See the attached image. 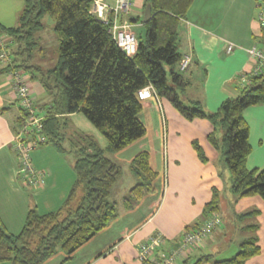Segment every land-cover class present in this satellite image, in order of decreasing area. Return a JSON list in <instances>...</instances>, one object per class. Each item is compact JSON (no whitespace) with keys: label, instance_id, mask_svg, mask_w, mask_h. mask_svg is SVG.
I'll return each mask as SVG.
<instances>
[{"label":"trees","instance_id":"obj_1","mask_svg":"<svg viewBox=\"0 0 264 264\" xmlns=\"http://www.w3.org/2000/svg\"><path fill=\"white\" fill-rule=\"evenodd\" d=\"M21 1L15 25L0 24V35L10 41L5 46L10 67L36 80L49 98L41 122L44 144L72 158L75 180L57 210L46 214L28 210L18 234L8 233L0 224V264H43L59 252L65 255L63 262L67 261L116 216L117 206L109 195L120 168L106 154L117 153L144 135L138 120L139 92L148 87L186 120H208L212 126L208 141L219 151L228 170L231 193L237 199L258 196L264 201V169L246 167L251 147L242 115L246 108L264 104V71L240 76L238 94L224 100L214 112H206L197 101L189 106L181 101L190 80L178 71L182 58L179 30L194 0H144L143 11L150 6V19L147 23L142 20L145 36L136 37L138 47L132 57L125 56L112 42L107 26L89 14L90 0ZM256 3L264 8V0ZM44 16L53 20L57 41V56L51 66L52 57L38 44ZM10 67L0 68V74ZM19 111L16 134L25 118V113ZM79 113L95 134L70 125L68 116ZM96 131L104 139V147ZM193 147L203 160L199 146L194 143ZM129 170L135 183L122 198L125 209L151 193L157 178L147 152L136 154ZM218 209V194L214 192L204 207L202 221L186 228L198 227ZM257 215L253 210L237 219ZM245 230L255 233L257 224ZM259 251L257 237L251 236L240 243L233 256L215 264H243ZM202 260L211 257H201L197 264Z\"/></svg>","mask_w":264,"mask_h":264},{"label":"crops","instance_id":"obj_2","mask_svg":"<svg viewBox=\"0 0 264 264\" xmlns=\"http://www.w3.org/2000/svg\"><path fill=\"white\" fill-rule=\"evenodd\" d=\"M143 2L133 0L129 14L123 18L131 22V19L143 16ZM19 8L22 9L21 0H0V24L11 27L12 19L21 11L17 12ZM256 14V0L193 1L179 30V52L190 57L185 72L190 86L181 95L183 104L189 106L190 102L197 101L206 112H214L224 100L238 94L239 77L252 71L253 62L246 50L258 40ZM6 42L10 43L8 39ZM227 43L235 47L229 54L225 53ZM0 68H3L1 63ZM29 87L36 113L43 117L49 98L36 80L29 78ZM149 93L150 97L141 100L138 119L155 127L159 140L157 155L151 158L148 153L149 165L154 166L153 171L157 173L152 192L132 208L125 209L122 198L133 186L132 182L124 189L120 202L114 201L117 214L104 229L79 247L69 260L63 262L65 255L59 252L43 264H139L136 260L139 244L149 236L159 234L164 242L162 250L168 251L185 227H193L202 221L204 207L214 192L218 194L216 214L220 226L202 248L177 259L174 264H197L205 256H210L211 260H202L198 264H215L233 256L240 243L251 236L257 237L260 251L243 264H264V201L258 196L237 199L231 193L228 170L219 151L208 141L212 132L208 120H186L150 88ZM20 115L6 75L1 73L0 224L12 235L21 230L28 210L35 209L39 214L57 210L75 180L72 158L44 144L30 154L34 169L43 173V184L37 187L23 185L13 150L16 120ZM242 115L249 129L251 147L246 167L249 170L264 169V104L248 107ZM68 120L73 128L80 123L84 132L95 134L78 114L68 116ZM163 125L167 128L165 152L159 137ZM142 137L122 149L121 159L127 158L123 160L129 164L134 152L143 149ZM194 143L199 146L203 160L197 155ZM253 210L258 212L255 218L237 219ZM252 224H257L255 233L245 230Z\"/></svg>","mask_w":264,"mask_h":264},{"label":"built area","instance_id":"obj_3","mask_svg":"<svg viewBox=\"0 0 264 264\" xmlns=\"http://www.w3.org/2000/svg\"><path fill=\"white\" fill-rule=\"evenodd\" d=\"M132 5L133 0H90L89 7V14L107 26L112 42L127 57L134 56L138 47L137 38L132 31L134 25L123 18L129 14ZM255 21L259 34L257 42L246 50L249 59L253 62L252 71L248 77L259 75L264 71V8L262 6L257 7ZM5 46L6 41L0 35V63L3 67H10L11 59ZM234 48L233 44L227 43L225 53H231ZM189 65L190 57L182 56L178 71L186 72ZM5 75L19 110L25 113L24 123L18 130L13 145L18 162V177L23 185L37 187L43 184V173L33 168L29 154L45 143L41 133L42 117L36 113L28 75L21 69L11 67ZM243 80L246 79L243 78ZM150 96L149 88L139 92L140 100ZM220 224L219 217L214 213L210 214L198 227L183 229L179 240L166 252L162 250L164 242L161 235L149 236L146 241L137 246L136 260L139 264H174L177 259L184 258L190 252L202 248Z\"/></svg>","mask_w":264,"mask_h":264},{"label":"rangeland","instance_id":"obj_4","mask_svg":"<svg viewBox=\"0 0 264 264\" xmlns=\"http://www.w3.org/2000/svg\"><path fill=\"white\" fill-rule=\"evenodd\" d=\"M18 2H20V1H18ZM20 10H21V8H19V10H17V12ZM16 18L17 17L15 16V18L12 19L13 22H11V24H10L11 26L15 25ZM142 20H143V16L139 17L137 20L135 19L134 22H130V23L134 25L132 28V31L134 32L135 36L137 38L144 39L146 29L142 23ZM42 24H43V28L37 34L38 44H39L40 48L44 47L45 51L52 57V61L49 60V63H50L49 66H51L55 62V58L57 56V41H56V36L53 32L54 22L50 17L44 16L42 19ZM179 51H181V47H180ZM46 64H48V63H46ZM183 74L186 75L185 72H183ZM204 75H205V73H204ZM191 85H192V83H191ZM160 113L162 116L163 114H162L161 110H160ZM78 116L82 119L83 122H87L86 119L83 117V115H81L79 113ZM86 124H89V123L87 122ZM141 124L143 125L144 130L146 131L144 137H142L143 141H141V142H143L142 143L143 149L139 148L140 150L138 152H134V154L131 157H133L134 155H136L137 153H139L141 151H144V152L149 153L150 157L153 158L158 153V142H159V140H158L157 135H156V129H155V127H152V126L150 127L148 125V123L144 122L143 120L141 121ZM91 128H93V127L91 126ZM76 129L79 131H83L84 128L79 123L78 125L76 124ZM84 133H87V132H84ZM97 134L101 138V141H102L101 145H103V147H104L105 146L104 139L100 136V134L98 132H97ZM166 134H167V128H165L163 125V127L160 130V135H159V137L161 138V143H162L161 145L163 146V152H165V148H166ZM95 139H97V138H95ZM46 146H51V145L47 144ZM46 146H44V147H46ZM35 149H37V148H35ZM35 149L32 150L30 152V154L33 151H35ZM124 150H128V149H124ZM122 152H123V150H120V152H118V154H116V153L110 154V155L106 154V156L109 157V159H111L112 161H114L115 164H117L120 168V175H119L116 183L111 188L110 195H109V199L111 201H115L117 203L120 202L121 197L124 195V189L127 188L129 186V184H131L132 182H133V184H131V185H134V183H135L133 178H132V175L130 173V170H129V164L125 160H123V159H127V158L123 157V159H121L122 157L119 156V154H122ZM30 154H29V156H30ZM129 163H130V161H129ZM152 168L154 170V166H152Z\"/></svg>","mask_w":264,"mask_h":264},{"label":"water","instance_id":"obj_5","mask_svg":"<svg viewBox=\"0 0 264 264\" xmlns=\"http://www.w3.org/2000/svg\"><path fill=\"white\" fill-rule=\"evenodd\" d=\"M150 6L146 5L143 11V23H147L150 19Z\"/></svg>","mask_w":264,"mask_h":264}]
</instances>
